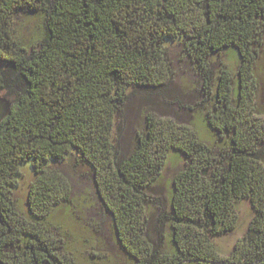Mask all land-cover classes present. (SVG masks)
Instances as JSON below:
<instances>
[{
    "label": "trees",
    "instance_id": "obj_1",
    "mask_svg": "<svg viewBox=\"0 0 264 264\" xmlns=\"http://www.w3.org/2000/svg\"><path fill=\"white\" fill-rule=\"evenodd\" d=\"M21 9L45 17L29 44L15 31ZM175 47L199 76L195 97L176 80ZM225 50L235 73L215 67ZM261 51L264 0H0V93L12 101L0 123V264H76L55 255L49 227L73 200L74 173L134 264H264ZM172 152L184 164L169 188ZM30 158L20 210L19 163ZM243 199L254 214L223 254L214 237L237 228Z\"/></svg>",
    "mask_w": 264,
    "mask_h": 264
},
{
    "label": "rangeland",
    "instance_id": "obj_2",
    "mask_svg": "<svg viewBox=\"0 0 264 264\" xmlns=\"http://www.w3.org/2000/svg\"><path fill=\"white\" fill-rule=\"evenodd\" d=\"M13 18L17 38L22 43L29 44L41 36L45 20L43 13L21 9L15 12ZM170 52L176 70V80L187 87L189 93H191L190 95L195 97L197 95L195 87L198 84L199 76L183 55L180 47H175ZM260 54L255 65L258 90L253 104L264 114V51H261ZM223 63L228 64L234 73L237 72L239 61L231 51H223L219 55L215 67H221ZM132 119L136 127L141 126L139 124L141 119L138 118V114L134 115ZM204 122L200 131L204 139L212 142L216 137L215 133ZM53 163L55 161L51 160L47 164ZM183 164L184 157L180 153H170L160 184L170 188L175 173ZM19 168L23 172V177L19 187L14 192V197L17 200V207L20 210H25L27 206L26 192L35 177L32 159L21 161ZM73 181L74 195L72 202L55 208L49 218V227L51 232L54 233L57 244H59L55 255L66 257L76 264H134L135 261L132 256L120 246L111 231L109 223L103 218V211L91 182L79 173H74ZM237 208L240 215L237 228L232 232L214 237L215 243L223 254L231 253L238 238L246 232L254 214L249 199L241 200Z\"/></svg>",
    "mask_w": 264,
    "mask_h": 264
},
{
    "label": "water",
    "instance_id": "obj_3",
    "mask_svg": "<svg viewBox=\"0 0 264 264\" xmlns=\"http://www.w3.org/2000/svg\"><path fill=\"white\" fill-rule=\"evenodd\" d=\"M12 101L0 93V123L11 112Z\"/></svg>",
    "mask_w": 264,
    "mask_h": 264
}]
</instances>
